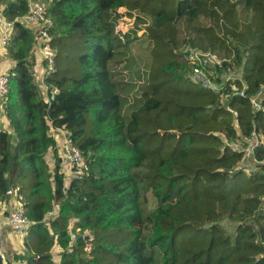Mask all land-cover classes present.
Instances as JSON below:
<instances>
[{
  "label": "trees",
  "instance_id": "1",
  "mask_svg": "<svg viewBox=\"0 0 264 264\" xmlns=\"http://www.w3.org/2000/svg\"><path fill=\"white\" fill-rule=\"evenodd\" d=\"M28 3L0 0L15 61L4 101L13 134L0 129V198L17 196L31 222L25 255L15 257L55 264L57 246L60 264H264V98L259 110L252 102L264 92V0H52L57 68L44 79L48 96L34 81ZM124 7L151 18L139 17L151 62L130 115L110 69L131 40L116 31ZM193 49L221 63L211 76L225 83L219 92L188 77ZM53 130L89 162L69 187ZM254 132L261 144L251 159L261 164L249 160L256 171H247L231 144ZM76 231L93 235L90 254L84 236L71 245Z\"/></svg>",
  "mask_w": 264,
  "mask_h": 264
},
{
  "label": "built area",
  "instance_id": "2",
  "mask_svg": "<svg viewBox=\"0 0 264 264\" xmlns=\"http://www.w3.org/2000/svg\"><path fill=\"white\" fill-rule=\"evenodd\" d=\"M28 14L22 18V21L28 24L29 26L36 28V36H37V52H39L46 62V66L43 67L42 75L40 78V82L38 85L45 91L48 96V87L44 84V79L52 75L57 68L56 55L57 52L52 47L53 43V35L52 28L54 26V22L49 16L48 8L45 5H39L35 3L36 0H28ZM0 23L3 24L4 30L8 29L9 26L12 27V24L7 23L2 13L0 14ZM9 36L7 33L0 37V47L2 49H6L8 45ZM188 59L190 60L193 68L189 73V77L195 78L199 85H203V88L212 89L216 92H219L223 88V82L220 84L214 83L209 74H211V70L215 68V66L220 65L221 63L217 60V58L209 52H201L199 50L193 49L188 51ZM214 60V61H213ZM212 62H214L212 64ZM210 70V71H209ZM11 72H0V99L4 101L6 100L9 94V86L11 81ZM35 76V74H33ZM223 78V76H221ZM264 90V89H263ZM56 93V91L54 92ZM264 92L262 91L259 95L255 96L252 100L253 107L256 110L261 109L260 96H262ZM241 96L245 95L244 90L240 93ZM63 132V131H62ZM61 137L59 139L61 145V156L63 158L62 162V172L65 174L70 181L74 180H82L90 171L89 162L83 152L76 147L72 141L69 139V136L66 135L65 132L61 133ZM261 144V138L258 133L254 132L247 144L241 143H232L231 146L243 152L245 154L244 163L248 162L250 158L254 157L255 149ZM254 165H259L257 161H253ZM252 171H256V168H252ZM64 175V176H65ZM8 194H12V191L9 190ZM19 206L16 208L9 209V205L0 198V260L1 264H10V257L5 249L4 243V225L8 224L10 228L21 236H25L28 233L29 227L31 226V222L28 220L26 212L21 204L18 203ZM55 212H51L49 217L54 216ZM6 216H8V220L5 221ZM79 236H84L88 240V244L86 245V252L91 253L93 245L92 241L94 239L93 235L90 233H85L82 235L79 231L71 232V245L75 244L76 239Z\"/></svg>",
  "mask_w": 264,
  "mask_h": 264
},
{
  "label": "rangeland",
  "instance_id": "3",
  "mask_svg": "<svg viewBox=\"0 0 264 264\" xmlns=\"http://www.w3.org/2000/svg\"><path fill=\"white\" fill-rule=\"evenodd\" d=\"M47 1L48 0H36L35 3L41 6L42 5L47 6ZM119 14H120V18L118 19L116 25L117 34L121 35L122 39L127 35H131L130 38L131 40L128 49H124V48L119 49V51L123 53V55L112 61V63L110 64V69L114 74V76H116V81L121 82L120 92H122L121 94L124 97L123 110L125 114L130 115L135 105L141 98L142 95L141 92L145 85V81L147 80L149 66L151 62L150 42L146 34L147 28L143 23L139 22V17L146 20L147 23L149 24L151 23V18L147 16H143L138 11H129L125 7L119 9ZM37 54L41 55L40 53ZM41 57L42 60L44 61V57L42 55ZM213 63L214 62H212V64ZM211 71H212L211 74H209L210 79L212 78L211 76L217 79L219 75L218 73H216V70H211ZM236 74H237L236 72L230 74L222 73L220 74V76L231 77V76H235ZM191 80L194 83L199 84L195 78H191ZM224 84L225 83L223 82V85ZM234 90H236V88H234ZM259 98H260V102H262L263 101L262 99L264 98V94H262V96H260ZM60 138L62 137L60 136ZM47 159L49 161L52 160L51 165H53L54 158L52 153L47 155ZM241 166H243V168L247 171H252L253 168L250 164H245L244 162L241 164ZM56 204L57 203L54 202L55 207H57ZM72 224H74V221L72 222ZM58 249L59 248L57 246L53 248V257H54L53 259L55 263L58 260H60L61 251Z\"/></svg>",
  "mask_w": 264,
  "mask_h": 264
},
{
  "label": "crops",
  "instance_id": "4",
  "mask_svg": "<svg viewBox=\"0 0 264 264\" xmlns=\"http://www.w3.org/2000/svg\"><path fill=\"white\" fill-rule=\"evenodd\" d=\"M52 0H48L47 3H50ZM3 9V6L0 4V10ZM2 11H0V14H1ZM30 28L34 29L35 32H36V28L35 27H32V26H29ZM12 30H13V27L9 26L7 31L6 29L4 30V26L3 24L0 23V37L2 34L7 33V36H11L12 34ZM9 36V37H10ZM39 52L36 51V58L32 59L33 62H35V66L33 68V74H35L34 76V81L38 84L40 82V78H41V75H42V71H43V60H42V57L41 55L37 54ZM14 66H15V61H13L11 59V57L9 56V54L6 52V49H2L0 47V72H12V70L14 69ZM43 93L46 95V91L45 89L43 90ZM0 129L2 130H6L8 131L9 133L13 134V131L12 129L10 128V125H9V122L4 114V104H3V100L0 99ZM61 133H63L61 130H53L52 131V134L53 136L55 137V140L57 141V146H58V150H59V157L61 156V145H62V141L60 143L59 139H60V136H61ZM52 153V151L49 152V154ZM48 154V155H49ZM54 158V157H53ZM250 161L251 163H253V160L250 158ZM47 162L50 166V169L54 170V163L53 165L52 164V160L49 161L47 159ZM55 162V160H54ZM61 164V172L63 170V166H62V163ZM247 164V162L245 163ZM52 170V171H53ZM63 173V172H62ZM65 175V174H64ZM65 184H66V187H69L71 182L70 180H68L67 176L65 175ZM20 201L18 200L17 196H11L10 197V203L8 204L9 205V209H14L16 208ZM8 220V216H6L5 218V221ZM25 236H21L19 234H17L16 232H14L10 226L8 224H5L4 225V243H5V249L7 251V253L9 254V257H10V264H26V262L24 260H19L18 258H16L15 256H19V255H25ZM59 248V247H58ZM60 250V249H58ZM55 264H60V260H58Z\"/></svg>",
  "mask_w": 264,
  "mask_h": 264
},
{
  "label": "water",
  "instance_id": "5",
  "mask_svg": "<svg viewBox=\"0 0 264 264\" xmlns=\"http://www.w3.org/2000/svg\"><path fill=\"white\" fill-rule=\"evenodd\" d=\"M63 162V158H60V163H62Z\"/></svg>",
  "mask_w": 264,
  "mask_h": 264
}]
</instances>
